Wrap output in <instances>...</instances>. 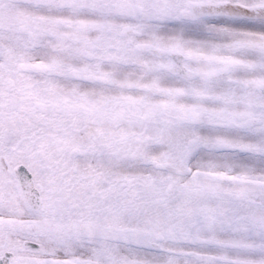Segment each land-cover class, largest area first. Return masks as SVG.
I'll list each match as a JSON object with an SVG mask.
<instances>
[{
    "label": "snow or ice",
    "instance_id": "6c2138e0",
    "mask_svg": "<svg viewBox=\"0 0 264 264\" xmlns=\"http://www.w3.org/2000/svg\"><path fill=\"white\" fill-rule=\"evenodd\" d=\"M0 264H264V0H0Z\"/></svg>",
    "mask_w": 264,
    "mask_h": 264
}]
</instances>
